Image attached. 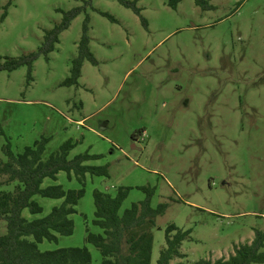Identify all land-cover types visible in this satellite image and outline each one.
Returning a JSON list of instances; mask_svg holds the SVG:
<instances>
[{"label":"rangeland","instance_id":"obj_1","mask_svg":"<svg viewBox=\"0 0 264 264\" xmlns=\"http://www.w3.org/2000/svg\"><path fill=\"white\" fill-rule=\"evenodd\" d=\"M0 0V64L37 52L47 31L77 9L57 50L29 68L0 73V159L51 139L45 158L69 140L70 160L89 152L108 177L88 175L86 195L72 216L75 232L41 252L87 247L94 225V192L130 193L121 213L154 190L152 207L168 206L153 230L152 264L166 245V229L191 231L184 260L228 259L264 232V0ZM136 10L139 12L137 13ZM146 21V24L145 22ZM88 24L90 51L78 86L66 87ZM136 136V137H134ZM60 185L80 190L65 172ZM0 177V191H14ZM47 217L63 200L35 197ZM7 223L0 221V235ZM264 264V263H263Z\"/></svg>","mask_w":264,"mask_h":264},{"label":"trees","instance_id":"obj_2","mask_svg":"<svg viewBox=\"0 0 264 264\" xmlns=\"http://www.w3.org/2000/svg\"><path fill=\"white\" fill-rule=\"evenodd\" d=\"M127 7L132 3L120 0ZM180 0H171L176 8ZM205 0H197L203 5ZM138 13L139 11L136 10ZM81 14L77 9L64 13L63 21L47 31L37 52L18 59H7L0 64V73H12L23 67L29 68V82L33 81L32 71L35 62L42 56L48 57L57 50L61 36L70 29L73 21ZM146 24V21H144ZM88 24L84 27L80 41L78 57L73 61L70 77L63 86H78L82 77V68L86 60L97 65L90 51ZM0 60H2L0 58ZM136 137V136H134ZM51 139L43 138L33 146L26 147L20 154L13 152L10 144L3 148L6 161L0 159V177H7V184L15 183L14 191H0V221L7 223V233L0 235V264H93V257L87 247L66 248L41 252L39 245L44 242L59 243L60 237H71L75 232L72 216L78 213V206L86 195L88 175L108 177V167H92L87 163L101 159L89 152L70 160L71 152L77 143L69 140L60 149L45 158ZM65 172L69 181L74 178L80 183V190H65L63 186L44 187L47 179L57 182L60 173ZM147 194L143 202L133 204L123 214L121 209L129 197V188H120L115 196L100 191L94 192L96 207L94 225L102 234H93L87 230L86 242L93 245L101 254V264H152L154 250L153 230L158 217L165 215L168 206L152 207L154 190L140 188ZM35 197L63 200L53 208L45 218L28 220L23 216L29 210L32 216L41 215L44 209L34 200ZM191 238V231H184L176 225L166 229V245L161 251L158 264H172L176 259L184 260L183 243ZM264 232L256 231L251 243L235 248L228 259L215 262L202 259L196 264H263Z\"/></svg>","mask_w":264,"mask_h":264}]
</instances>
